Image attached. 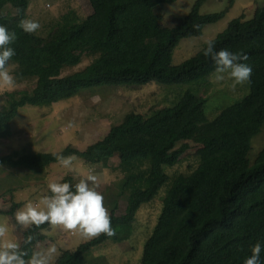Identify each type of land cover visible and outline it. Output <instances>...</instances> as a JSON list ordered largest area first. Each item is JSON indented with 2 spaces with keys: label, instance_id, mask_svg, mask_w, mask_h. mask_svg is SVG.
<instances>
[{
  "label": "trees",
  "instance_id": "obj_1",
  "mask_svg": "<svg viewBox=\"0 0 264 264\" xmlns=\"http://www.w3.org/2000/svg\"><path fill=\"white\" fill-rule=\"evenodd\" d=\"M177 1L90 0L93 12L84 22L43 38L19 27L27 18L30 0H0V25L17 35L12 45L16 55L9 62L12 74L16 82L36 81L30 92H6L0 135L21 108L49 107L86 89L143 87L152 82L186 85L210 78L216 66L203 50L180 66L173 65V55L183 40L201 37L224 14L201 15L205 0H200L178 26H167L158 11ZM9 6L15 10L12 15L6 13ZM213 41L217 51H242L249 58L245 61L252 68L249 94L241 101L209 119L207 100L189 91L175 107L153 117L128 114L85 152L68 147L55 153L77 155L88 165L107 166L115 158L120 164L148 163L147 172L124 179L120 194L127 190L123 199L129 202L123 214L116 209L110 214L115 235L100 234L76 250L63 252L59 264H88L87 257L96 247L129 240L141 206L168 184L163 211L146 241L141 264H244L252 246L264 242V147L253 163L249 158L253 139L264 129V7L250 21L233 20ZM85 57L92 59L89 66L62 76ZM192 144L197 147L198 167L170 174ZM53 154L14 151L1 157L0 163L39 173L58 164ZM65 181L76 183L72 177ZM40 239L46 240V234Z\"/></svg>",
  "mask_w": 264,
  "mask_h": 264
},
{
  "label": "rangeland",
  "instance_id": "obj_2",
  "mask_svg": "<svg viewBox=\"0 0 264 264\" xmlns=\"http://www.w3.org/2000/svg\"><path fill=\"white\" fill-rule=\"evenodd\" d=\"M198 1L200 0H178L175 4L160 8L158 12L163 24L178 26L192 12ZM263 7L264 0H205L200 7L201 15L223 13L224 17L217 24L206 27L201 37L183 40L174 51L173 65L180 66L196 56L206 47V40L215 39L233 20L250 21L255 17L257 10ZM92 10L90 0H30L27 19L38 21L41 25L33 34L49 38L84 22L92 14ZM14 12L10 6L6 8L7 14L12 15ZM91 62V58L85 57L80 65L66 69L62 76L81 72ZM9 70L12 74L13 66L9 67ZM232 83L233 81L227 78L217 83L213 74L206 80L186 85L152 82L143 87H96L86 89L75 98L60 101L49 107H24L0 135V158L14 151L61 153L68 147L85 152L89 146L103 140L113 124L120 122L128 114H139L144 118L153 117L165 108L175 107L181 96L189 91L207 100L205 114L209 119H213L221 110L241 101L249 94L248 83L238 85L235 91L231 89ZM35 85V80H27L16 82L14 88H0V109L6 105L7 91L30 92ZM263 147L264 129L252 141V151L249 155L252 163L258 150ZM196 150L197 147L192 144L181 162L169 171L170 174L175 171L187 173L196 169ZM77 157L72 171L59 164H53L38 173L31 169H17L0 163V210L5 212L0 216H7L9 222L14 223L13 214L16 209L27 201H36L41 194L47 193L49 182H62L66 177H72L77 183L90 172L98 176V190L105 197V206L109 213L116 209L117 214H123V208L129 202L128 199H123L127 190L120 194L124 179L132 174L147 172V161L120 164L115 158L109 161L107 166H101L88 165L83 158ZM169 186L165 185L152 202L141 206L129 240L117 244L109 242L96 247L87 257L88 264H141L146 241L158 223ZM97 237L85 239L60 227L50 228L46 233V241L56 243L61 253L55 264H59L63 252L76 250L80 245Z\"/></svg>",
  "mask_w": 264,
  "mask_h": 264
},
{
  "label": "clouds",
  "instance_id": "obj_3",
  "mask_svg": "<svg viewBox=\"0 0 264 264\" xmlns=\"http://www.w3.org/2000/svg\"><path fill=\"white\" fill-rule=\"evenodd\" d=\"M19 27L23 32L32 34L41 25L38 21L26 18L19 22ZM193 28L198 29L199 26L193 25ZM16 41V33L0 25V88L16 86V78L9 70V62L16 55L12 47ZM205 44L203 55L210 57L216 66L215 82L230 79L233 81V91L238 85L250 83L252 68L245 63L249 59L246 54L228 49L217 51L211 39L206 40ZM53 155L60 166L69 171L74 170V162L78 160L76 155ZM47 188L48 192L41 194L36 201L29 200L16 209L14 223L9 222V217L0 216V264H55L61 253L56 243L40 239L41 235L49 231L44 225L60 227L85 239L100 234L108 237L115 235L105 197L98 190L100 184L96 174L90 172L75 185L53 180ZM262 252L264 242L257 241L244 264H261Z\"/></svg>",
  "mask_w": 264,
  "mask_h": 264
},
{
  "label": "bare ground",
  "instance_id": "obj_4",
  "mask_svg": "<svg viewBox=\"0 0 264 264\" xmlns=\"http://www.w3.org/2000/svg\"><path fill=\"white\" fill-rule=\"evenodd\" d=\"M179 163V162H178ZM173 164V163H172ZM185 176H187V175H185ZM176 177V176H175ZM186 178V177H185ZM176 179H177V177H176ZM170 188V187H169ZM164 202V201H163Z\"/></svg>",
  "mask_w": 264,
  "mask_h": 264
}]
</instances>
